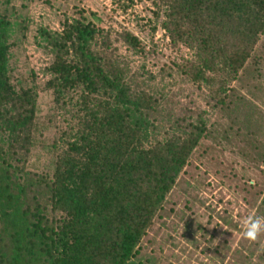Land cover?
I'll return each instance as SVG.
<instances>
[{
    "label": "trees",
    "instance_id": "obj_1",
    "mask_svg": "<svg viewBox=\"0 0 264 264\" xmlns=\"http://www.w3.org/2000/svg\"><path fill=\"white\" fill-rule=\"evenodd\" d=\"M141 1L123 0L120 8L127 12ZM153 2L171 42L193 53L169 70L194 87L220 82L209 94L211 110L185 105L167 85L153 84L156 77L146 67L133 73L114 42L138 57L154 49L147 51L125 30L113 41L110 30L78 12L61 31L40 30L53 57L44 90L63 101L75 122L71 136L48 146L47 171L31 163L37 145L45 149L39 144L37 86L13 83L9 62L16 23L0 5V264H136L142 242L182 178L191 179L186 192L205 188L201 177L207 172L195 157L210 153L204 145L216 126L211 111L241 114L235 89L225 86L249 62L261 61L254 53L264 35V0ZM68 96L75 102L72 110ZM246 142L255 144L250 136ZM262 149L251 160L264 166ZM249 186L255 190L254 215L264 216V187ZM258 249L264 264V245Z\"/></svg>",
    "mask_w": 264,
    "mask_h": 264
},
{
    "label": "rangeland",
    "instance_id": "obj_2",
    "mask_svg": "<svg viewBox=\"0 0 264 264\" xmlns=\"http://www.w3.org/2000/svg\"><path fill=\"white\" fill-rule=\"evenodd\" d=\"M153 1L142 0L124 12L120 8L123 0H12L9 6L0 0L2 13L16 23L13 29L16 33L11 36V42L16 46L11 49L9 62L13 83L37 86L39 144L45 149L38 150L37 145L31 161L33 167L47 171L51 164L48 146L59 142L61 137L71 136L75 125L71 113L65 111L63 101H56L44 90V84L49 80L45 70L53 57L45 49L40 30L61 31L67 19L79 18L78 12H84L101 29L110 30L113 41L125 30L137 36L147 51L154 49L146 57H138L114 42V47L120 49L118 55L125 59L129 57L133 73L146 67L156 77L153 84L167 85L166 91L185 101V105L193 108L195 104L200 109L211 110L209 107L214 102L209 94L219 87V80L212 88H199L169 70L174 62L180 63L193 53L182 42H171L162 28L164 19L162 15L157 17L158 9ZM18 24L21 25L19 28ZM254 54L261 59L260 63L256 66L249 62L246 71L244 69L237 80L229 81L225 86L228 90L235 89L240 116L227 117L219 110L210 112L211 123L216 124L213 138L204 145V148L209 147L210 153L202 160L200 152L195 157L196 165L207 172L205 178L201 177L206 181L205 188L186 192V181L191 179L188 176L182 178V185L170 196L162 218L155 219L142 242L136 264H262L258 243L264 245V234L254 242L244 238L241 221L255 214L252 210L255 190L251 189L250 183L259 186L256 190L264 187V166L251 160V156L263 151L264 147V35ZM68 97L67 110H72L75 102H69L72 97ZM247 136L255 140L254 145L246 142ZM59 145L63 146L62 143ZM38 154L42 159H38Z\"/></svg>",
    "mask_w": 264,
    "mask_h": 264
},
{
    "label": "clouds",
    "instance_id": "obj_3",
    "mask_svg": "<svg viewBox=\"0 0 264 264\" xmlns=\"http://www.w3.org/2000/svg\"><path fill=\"white\" fill-rule=\"evenodd\" d=\"M244 238L256 241L264 234V216L249 215L241 221Z\"/></svg>",
    "mask_w": 264,
    "mask_h": 264
}]
</instances>
